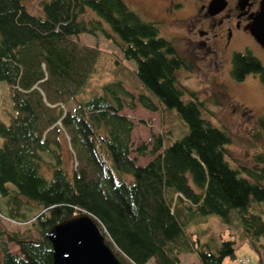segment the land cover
I'll list each match as a JSON object with an SVG mask.
<instances>
[{"label":"trees","instance_id":"1","mask_svg":"<svg viewBox=\"0 0 264 264\" xmlns=\"http://www.w3.org/2000/svg\"><path fill=\"white\" fill-rule=\"evenodd\" d=\"M89 10L95 16L86 20ZM97 31L119 37L125 61L79 39ZM180 68L191 64L124 0H43L41 14L24 0H0V218L39 234L0 225V264H51L44 232L80 211L120 264H181L180 253L191 251L200 264H222L234 258V240L211 249L187 227L212 214L230 223L235 214L264 264V160L228 163L229 133L202 117L201 102L175 77ZM105 73L116 78L102 82ZM249 73L264 83V65L249 51L234 52L232 78ZM135 101L161 115L150 146L132 145L134 124L122 108ZM171 109L187 127L172 140ZM256 123L261 137L264 115Z\"/></svg>","mask_w":264,"mask_h":264},{"label":"rangeland","instance_id":"2","mask_svg":"<svg viewBox=\"0 0 264 264\" xmlns=\"http://www.w3.org/2000/svg\"><path fill=\"white\" fill-rule=\"evenodd\" d=\"M43 0H24L26 8L35 14H41V2ZM127 5L136 11L141 18L155 21L161 36L171 39L177 53L186 58L191 64L190 70L180 68L175 71L177 81L195 94V98L201 102L200 113L211 124L226 129L230 135V142L226 146V158L233 167L246 165L252 167L260 166L256 161V156L264 160V135L259 136V127L256 117L264 115V83L260 81L257 74H247L237 81L231 76V53L230 50L221 52L207 51L205 48L191 43V34L186 31L183 19L176 21H164L157 18L159 14H164L162 0H124ZM88 10V9H87ZM90 11V12H89ZM83 14L84 19L95 16L91 10ZM93 14H92V13ZM148 12V13H146ZM185 11H178L174 16H183ZM173 16V14H171ZM156 17V18H155ZM161 20V21H160ZM114 38H106L99 31L96 34L81 33L79 39L90 44H97L101 49L113 51L121 56L119 47L120 39L116 34ZM191 38V39H190ZM235 50H247L254 55L264 65V50L249 36L245 35L243 40L236 45H232ZM129 67H135V61H126ZM116 77L113 74L105 73L100 75L102 82L111 81ZM101 82V83H102ZM88 85V84H87ZM86 85V86H87ZM124 86L136 94L131 87ZM1 87V84H0ZM184 100L189 97L188 93L182 96ZM124 112L133 121L131 131V142L135 146L140 142L151 145L153 135L160 132V113L151 111L143 107L137 101L133 108L123 106ZM167 122L172 126L170 140L180 137L187 129L183 120L173 109L167 117ZM65 153L66 169L69 171L72 160ZM135 155V153H132ZM151 155L137 156L139 163H144ZM258 162V163H257ZM0 225L8 231H19L29 234L33 238L39 236L35 229H27V224L0 218ZM193 231V237L198 238L204 247L215 248L221 239L231 238L234 240V258H225L222 264H240L238 259H245L244 264H258L257 254L250 243L241 233L240 224L235 214H232L230 223L220 220L217 215H209L197 219L187 227ZM16 248V245H12ZM181 264H200L195 252L180 253ZM1 262V256H0Z\"/></svg>","mask_w":264,"mask_h":264},{"label":"flooded vegetation","instance_id":"3","mask_svg":"<svg viewBox=\"0 0 264 264\" xmlns=\"http://www.w3.org/2000/svg\"><path fill=\"white\" fill-rule=\"evenodd\" d=\"M162 1L164 14L168 17L159 14L157 18L163 19L165 22L183 19L186 31L191 34L189 37L192 38V35L194 37L190 38L191 43L199 45L207 51L230 50L232 55L239 51L235 50L232 45L240 43L245 35H249L260 49V44L250 33V26L254 17L264 9V0ZM178 11H185V15L174 16ZM244 51H248V49Z\"/></svg>","mask_w":264,"mask_h":264},{"label":"water","instance_id":"4","mask_svg":"<svg viewBox=\"0 0 264 264\" xmlns=\"http://www.w3.org/2000/svg\"><path fill=\"white\" fill-rule=\"evenodd\" d=\"M250 33L264 50V9L254 17ZM43 236L51 243V264H120L96 223L85 212L52 223Z\"/></svg>","mask_w":264,"mask_h":264},{"label":"built area","instance_id":"5","mask_svg":"<svg viewBox=\"0 0 264 264\" xmlns=\"http://www.w3.org/2000/svg\"><path fill=\"white\" fill-rule=\"evenodd\" d=\"M241 262H243L244 260L243 259H240Z\"/></svg>","mask_w":264,"mask_h":264}]
</instances>
